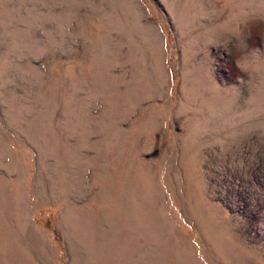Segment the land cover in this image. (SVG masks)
<instances>
[{"label":"rangeland","instance_id":"374dc122","mask_svg":"<svg viewBox=\"0 0 264 264\" xmlns=\"http://www.w3.org/2000/svg\"><path fill=\"white\" fill-rule=\"evenodd\" d=\"M0 264H264V0H0Z\"/></svg>","mask_w":264,"mask_h":264},{"label":"bare ground","instance_id":"6f19581e","mask_svg":"<svg viewBox=\"0 0 264 264\" xmlns=\"http://www.w3.org/2000/svg\"><path fill=\"white\" fill-rule=\"evenodd\" d=\"M123 214H124V213H123ZM4 216H5V215H4ZM5 217H6V216H5ZM200 218H201V217H200ZM134 220H135V219H134ZM209 220H210V219H209ZM135 222H136V221H135ZM207 224L209 225V221L207 222ZM207 224H206V225H207ZM207 227H208V226H207ZM1 234H2V233H1ZM1 238H2V237H1ZM9 239H10V237H9Z\"/></svg>","mask_w":264,"mask_h":264}]
</instances>
